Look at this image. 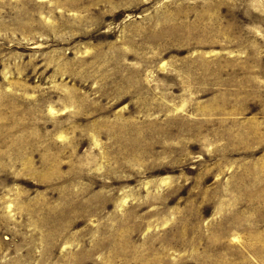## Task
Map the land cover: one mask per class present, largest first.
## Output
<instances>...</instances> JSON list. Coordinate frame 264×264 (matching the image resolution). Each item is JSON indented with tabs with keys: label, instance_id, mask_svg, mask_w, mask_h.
I'll use <instances>...</instances> for the list:
<instances>
[{
	"label": "rangeland",
	"instance_id": "1",
	"mask_svg": "<svg viewBox=\"0 0 264 264\" xmlns=\"http://www.w3.org/2000/svg\"><path fill=\"white\" fill-rule=\"evenodd\" d=\"M0 264H264V0H0Z\"/></svg>",
	"mask_w": 264,
	"mask_h": 264
}]
</instances>
